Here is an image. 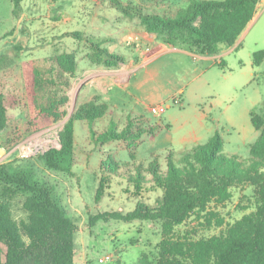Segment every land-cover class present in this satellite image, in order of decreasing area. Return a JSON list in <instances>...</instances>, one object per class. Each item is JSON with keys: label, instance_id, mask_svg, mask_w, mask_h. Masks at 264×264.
<instances>
[{"label": "trees", "instance_id": "16d2710c", "mask_svg": "<svg viewBox=\"0 0 264 264\" xmlns=\"http://www.w3.org/2000/svg\"><path fill=\"white\" fill-rule=\"evenodd\" d=\"M12 14L18 15L23 0H10ZM147 1V2H146ZM260 0H186L171 9L169 0H111L124 13H133L144 29L173 46L217 53L219 45L231 46L255 15ZM152 3L151 4H149ZM80 37V32H71ZM98 58L106 67L124 63L121 54L100 46L104 39L88 37ZM264 60V50L253 53V65ZM75 52L29 58L8 63L0 54V138L1 147L10 150L27 135L64 120L69 114L70 90L74 85ZM108 115V105L94 96L76 105L58 132V146L49 147L39 157L54 170L70 172L77 164L74 154L75 122H85L92 140L126 143L131 159L136 142L143 134L155 135L162 129L156 121L135 116L118 130L110 119L107 128L97 123ZM250 121L259 131L249 146V156L222 154L223 139L216 131L205 143L182 150L175 160L168 154L166 170L157 160L147 166L120 172L112 161L101 162L94 201L98 203L115 177L124 178L138 195L146 185L161 191L155 205L137 203L127 212L108 211L90 215L87 226L100 220L129 223L152 222L160 229L156 253L143 252L136 264H264V114L249 111ZM135 147V149H134ZM150 176H149V175ZM252 189L253 209L226 223L215 208L231 198V189ZM18 193L24 196L25 217L16 222L10 202ZM212 204V206H210ZM195 216L203 228H220L211 236H192L175 228ZM77 224L56 201L52 188L23 172L9 173L0 164V264H73Z\"/></svg>", "mask_w": 264, "mask_h": 264}, {"label": "rangeland", "instance_id": "374dc122", "mask_svg": "<svg viewBox=\"0 0 264 264\" xmlns=\"http://www.w3.org/2000/svg\"><path fill=\"white\" fill-rule=\"evenodd\" d=\"M185 3L186 0H169L173 10L175 6ZM149 4L152 5L150 2ZM11 10L10 0H0V54L6 56L8 63H19L24 59L62 52H75L78 59V74L69 92V114L83 101L78 90L84 84L85 70L110 69L125 65L120 63L115 67L104 66L102 62L104 57L98 58L87 38L93 36L104 39V44L100 45L104 47L109 41L108 44L118 43L122 35L127 36L129 31L134 29L135 23L140 24L135 14L124 13L120 7L112 5L111 0H23L17 16L13 15ZM256 14V19L242 46L225 57L226 65L219 68L225 70L226 78L221 79V84L216 85L214 82L211 84L223 99L220 106H215L211 110L209 119L210 122L219 120V123L215 121V126L223 139L222 154L237 156L240 159L249 156V146L259 136V131L251 124L249 111L264 114V60L258 66L252 64L253 53L264 50V0L259 1ZM123 20L131 26L121 29L120 24ZM74 31L80 32L79 38L71 35ZM125 51L128 61L131 50L125 48ZM94 77L92 75L88 80ZM169 104L171 105L160 117H154L149 111H144L143 116L146 118L144 125L173 119L172 121L175 120L172 124L173 130L180 132L182 121L188 112L187 105H173L172 100ZM110 115L97 123L99 129L107 128L112 119L116 122V128L121 130L135 117L118 110H113ZM65 120L66 118L27 135L8 151L1 147L0 138V164L6 165L9 173L23 172L31 179L52 188L56 201L78 226L75 232L73 264H136L143 252L155 254L160 239V229L155 223L138 220L129 223L100 220L91 228L87 226L90 215L108 211L127 212L139 202L153 206L161 193L159 189L146 185L137 195L124 178L115 177L103 197L96 203L94 194L99 166L101 162L112 161L122 173L136 168L147 173L149 162L157 160L160 169L164 171L168 154H172L176 161L181 157L184 149L179 150L180 142L174 140L165 149H158L156 154L146 151L147 154L140 155L141 151L138 149L142 148V143L146 140L150 143L154 137L143 134L136 142V149L134 147L135 158L131 159L126 143L119 141L95 143L87 124L75 122L74 154L77 164L72 166L70 172H64L48 168L39 155L47 147L58 146V132ZM175 134L176 132L174 138ZM29 142L33 144V152L26 156V148L23 149V146ZM231 194L228 201L215 208L226 223L233 222L253 209L250 187L232 188ZM23 198L24 196L18 193L10 202V211L16 222L25 217L21 209ZM219 230L220 228L214 226L209 229L203 228L195 216L175 228L176 232H189L196 237L211 236L217 234ZM107 254L110 255V259L100 262L99 258Z\"/></svg>", "mask_w": 264, "mask_h": 264}, {"label": "crops", "instance_id": "0c3cea01", "mask_svg": "<svg viewBox=\"0 0 264 264\" xmlns=\"http://www.w3.org/2000/svg\"><path fill=\"white\" fill-rule=\"evenodd\" d=\"M256 15L255 10L253 19L233 45L220 44L218 52L214 54L164 43L141 24L135 23L134 29L127 36L122 35L118 43L108 44L109 41L104 46L110 53L123 55L125 65L85 70V81L79 89V97L83 99L80 103L96 95L108 105L109 116L113 110L136 116L149 111L152 105H169L173 98L179 97L182 106L187 105L188 110L182 121V130H173V119L159 121L162 129L155 133L150 143L147 140L142 143V148L138 149L140 155L147 152L156 154L158 149H165L174 140L180 142L179 150L205 143L217 131L215 121L219 123L218 119L210 122L211 110L223 103L220 93L211 84H221V79L226 78L225 70L219 68L226 65L225 57L242 46ZM121 22V29L131 26L126 24V20ZM125 48L131 50L128 61ZM76 61L75 78L78 74L77 58ZM92 75L95 77L89 81Z\"/></svg>", "mask_w": 264, "mask_h": 264}, {"label": "built area", "instance_id": "2783aa9c", "mask_svg": "<svg viewBox=\"0 0 264 264\" xmlns=\"http://www.w3.org/2000/svg\"><path fill=\"white\" fill-rule=\"evenodd\" d=\"M172 104L173 105H178V106H182V101L179 97H175L172 99ZM166 105V104H157V105H152L149 107V112L154 116V117H160L162 113L165 112V110L170 106ZM26 148L25 151V155L27 156L28 154H31L33 152L32 148H33V144L32 142L27 143V145L23 146V149ZM49 147H47L46 149L42 150V153H44ZM41 153V154H42ZM110 259V255H105L103 257L99 258L100 262H105L107 260Z\"/></svg>", "mask_w": 264, "mask_h": 264}, {"label": "water", "instance_id": "95a60500", "mask_svg": "<svg viewBox=\"0 0 264 264\" xmlns=\"http://www.w3.org/2000/svg\"><path fill=\"white\" fill-rule=\"evenodd\" d=\"M78 91H79V90H78ZM77 93H78V92H77ZM75 101H76V100L74 99V104H75ZM69 115H70V114H69ZM69 115L66 117V119L69 117Z\"/></svg>", "mask_w": 264, "mask_h": 264}]
</instances>
